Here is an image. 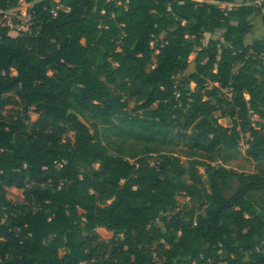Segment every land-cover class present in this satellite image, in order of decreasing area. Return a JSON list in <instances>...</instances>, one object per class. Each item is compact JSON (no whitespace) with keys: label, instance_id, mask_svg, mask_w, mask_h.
<instances>
[{"label":"trees","instance_id":"trees-1","mask_svg":"<svg viewBox=\"0 0 264 264\" xmlns=\"http://www.w3.org/2000/svg\"><path fill=\"white\" fill-rule=\"evenodd\" d=\"M213 1L0 0V264H264V169L206 157L264 166V0Z\"/></svg>","mask_w":264,"mask_h":264},{"label":"rangeland","instance_id":"rangeland-1","mask_svg":"<svg viewBox=\"0 0 264 264\" xmlns=\"http://www.w3.org/2000/svg\"><path fill=\"white\" fill-rule=\"evenodd\" d=\"M55 2H58V0H53ZM24 9H21L20 15L23 16L24 14ZM11 18L7 17L5 20V23H10ZM13 36H16L18 33L17 32H12L11 33ZM194 55H191L189 58V67L187 71L184 73V75H187L193 71L194 68V63H193ZM149 70L153 68V64L151 66L147 67ZM134 107L133 104H130V109L132 110ZM6 115H13L14 110L12 108H7L4 112ZM215 115H219V113H216ZM254 120H257L258 117L254 116ZM112 139H115V137H112ZM115 145L112 146V150H115ZM155 150L154 157H158L159 155L162 154H173L174 156L178 157L182 162L187 161L188 156L186 155V147L179 141L174 145L171 146H164V147H159V146H154L153 147ZM245 149L246 147L241 146L239 147L238 150L236 151H228L226 149H221L213 154L206 155V157L209 159V162H211L214 165H217L219 167H222L228 171H233L236 173H253L256 172L259 169H264V166H258L254 165L252 162H250L245 155ZM199 172L202 176V180L208 189V183H207V175L204 173L203 169H199ZM237 182L234 179H231L229 182V189L226 193L227 196H231L234 194L237 190ZM16 195V194H15ZM14 196V195H13ZM257 198L255 199V201ZM177 201L179 202L180 209H182L183 205L187 203L188 199H186L182 195L177 196ZM254 211L255 213L259 214L260 209L258 206H254ZM158 227H162L160 224H157Z\"/></svg>","mask_w":264,"mask_h":264},{"label":"built area","instance_id":"built-area-1","mask_svg":"<svg viewBox=\"0 0 264 264\" xmlns=\"http://www.w3.org/2000/svg\"><path fill=\"white\" fill-rule=\"evenodd\" d=\"M191 1H194L195 3H197V5H200L202 3H213L221 10H224V9L229 10L231 8L230 4H227V3L221 2V1H213V0H191ZM262 1L263 0L255 1L253 6L256 8L260 7ZM20 11L6 13L3 16H1L0 26L8 27L11 30V33L12 32H17L19 34L30 33L31 27H32L33 13L31 12L30 9L25 8L24 14H23V16H21ZM7 17H10L11 21H10V23L6 24L5 20ZM14 21H16L15 24H14ZM152 47H153V45H152ZM155 54H157V51H155ZM58 166H60V164H58Z\"/></svg>","mask_w":264,"mask_h":264},{"label":"crops","instance_id":"crops-1","mask_svg":"<svg viewBox=\"0 0 264 264\" xmlns=\"http://www.w3.org/2000/svg\"><path fill=\"white\" fill-rule=\"evenodd\" d=\"M264 37V26H257L255 27V31L252 35H248L245 39L246 44H250L254 38H261ZM205 40H207L208 35L204 36Z\"/></svg>","mask_w":264,"mask_h":264}]
</instances>
